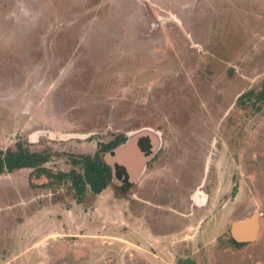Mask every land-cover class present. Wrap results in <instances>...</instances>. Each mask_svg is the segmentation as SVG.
Here are the masks:
<instances>
[{
    "label": "rangeland",
    "instance_id": "rangeland-1",
    "mask_svg": "<svg viewBox=\"0 0 264 264\" xmlns=\"http://www.w3.org/2000/svg\"><path fill=\"white\" fill-rule=\"evenodd\" d=\"M263 78L264 0H0V148L58 173L143 135L81 203L0 175V264H264V102L242 98ZM255 213L257 239L233 244Z\"/></svg>",
    "mask_w": 264,
    "mask_h": 264
},
{
    "label": "trees",
    "instance_id": "trees-1",
    "mask_svg": "<svg viewBox=\"0 0 264 264\" xmlns=\"http://www.w3.org/2000/svg\"><path fill=\"white\" fill-rule=\"evenodd\" d=\"M261 84L260 91H249L242 95V98L249 99L255 94L256 101L264 102V78ZM133 140L134 133L118 135L109 143H101L99 150L94 154L73 156L71 160L73 169L58 173H55L47 167V163L50 161V155L47 151H32L23 143H17L15 149L0 148V175L14 173L23 169H31L32 174L30 178L40 179L46 177L49 180L48 183L40 186L60 185V183L69 184L70 188L74 190V196L77 202L81 203L89 191L93 195H100L114 183L117 177L120 180L123 179V173L117 171L116 175L115 169L113 168L114 164L112 165L110 163L108 157L104 159V154L124 148ZM231 240L237 246L246 244L239 243L234 238Z\"/></svg>",
    "mask_w": 264,
    "mask_h": 264
},
{
    "label": "water",
    "instance_id": "water-1",
    "mask_svg": "<svg viewBox=\"0 0 264 264\" xmlns=\"http://www.w3.org/2000/svg\"><path fill=\"white\" fill-rule=\"evenodd\" d=\"M110 161V160H109ZM124 161V160H123ZM113 165V162H110ZM258 215L255 213L250 218L238 221L232 226V236L233 238L241 243L246 242H253L257 239L258 234ZM253 225L254 228H252V231L248 233H244L243 231L249 227V225Z\"/></svg>",
    "mask_w": 264,
    "mask_h": 264
},
{
    "label": "crops",
    "instance_id": "crops-1",
    "mask_svg": "<svg viewBox=\"0 0 264 264\" xmlns=\"http://www.w3.org/2000/svg\"><path fill=\"white\" fill-rule=\"evenodd\" d=\"M147 135H144V136H147V137H149V141H148V143L151 145V147L152 148H156V144H157V141H159L158 139H159V137L157 136V134L156 133H154L153 131H148V133H146ZM140 136H143V135H138V136H136L135 138H134V140L133 141H131V143L130 144H128L127 146H136L137 145V143H139V141L140 140H138V138H140ZM151 136V137H150ZM138 140V141H137ZM157 140V141H156ZM126 147V146H125ZM121 149V148H120ZM137 149H138V147H137ZM118 150V149H117ZM114 151H116V150H114ZM152 151V150H151ZM137 154L136 155H140L141 154V151L140 150H137V152H136ZM151 155V152H150V154H149V156ZM140 157V156H139ZM134 159L135 158H133L132 159V161L134 162ZM149 159H150V157H148L147 159L145 158V156H144V159L143 160H139L140 162L138 163V166L136 167V170H137V174L138 173H140V172H142V171H145V169H146V166H147V164H148V162H149ZM151 159H152V157H151ZM121 160H125V159H121ZM137 161H138V158H137ZM113 164H115V163H113ZM131 166V165H130ZM132 167V166H131ZM134 167V166H133ZM132 167V168H133ZM132 173H134V176L135 177H132V179L134 180L135 178H136V176H137V174L135 175V171H133L132 170ZM117 180V179H116ZM116 180H114V182L116 181ZM245 230H247V232L249 231H251L250 229H248V228H246ZM238 242V241H237ZM239 243H241V242H239ZM247 243V242H246Z\"/></svg>",
    "mask_w": 264,
    "mask_h": 264
},
{
    "label": "bare ground",
    "instance_id": "bare-ground-1",
    "mask_svg": "<svg viewBox=\"0 0 264 264\" xmlns=\"http://www.w3.org/2000/svg\"><path fill=\"white\" fill-rule=\"evenodd\" d=\"M252 228H254V226L250 224L249 227H248V229H250V230L252 231ZM251 231H250V232H251ZM250 232H249V231L247 232V230L244 231V233H248V234H249Z\"/></svg>",
    "mask_w": 264,
    "mask_h": 264
},
{
    "label": "flooded vegetation",
    "instance_id": "flooded-vegetation-1",
    "mask_svg": "<svg viewBox=\"0 0 264 264\" xmlns=\"http://www.w3.org/2000/svg\"><path fill=\"white\" fill-rule=\"evenodd\" d=\"M244 231H245V230H244ZM244 231H243V232H244Z\"/></svg>",
    "mask_w": 264,
    "mask_h": 264
}]
</instances>
